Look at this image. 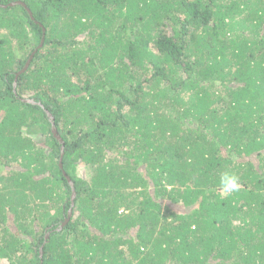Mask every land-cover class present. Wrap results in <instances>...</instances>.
Listing matches in <instances>:
<instances>
[{
    "label": "trees",
    "instance_id": "1",
    "mask_svg": "<svg viewBox=\"0 0 264 264\" xmlns=\"http://www.w3.org/2000/svg\"><path fill=\"white\" fill-rule=\"evenodd\" d=\"M0 264H264V0H0Z\"/></svg>",
    "mask_w": 264,
    "mask_h": 264
},
{
    "label": "water",
    "instance_id": "2",
    "mask_svg": "<svg viewBox=\"0 0 264 264\" xmlns=\"http://www.w3.org/2000/svg\"><path fill=\"white\" fill-rule=\"evenodd\" d=\"M16 5H22V6H24V7L27 9L26 5H25L24 3H21V2L13 3V4H11L10 6H16ZM27 10H28V12H29L31 18H33V15H32V13H31V11H30L29 9H27ZM43 32L45 33V31H43ZM44 41H45V34H44V37H43V39H42V41H41L40 46H39L37 49L34 50V53H33L32 56L30 57L29 61L27 62L26 66H25V68L20 72L21 74L24 73V72H26V70H27L28 67L30 66L32 60L34 59L35 54L38 52L37 50H38V49H41V48L44 46ZM25 102H26V103H31V104H33V105H36V103L33 102V101H25ZM39 105H40L41 107H43L41 104H39ZM47 115H48V117L50 118V120H51V122H52V132H53V135H54V137L56 138V140L62 145V148H60V150H62V152H61V159H60V167L62 168V158H63V156H64V150H63V148H64V145H65V144H64V141L62 140L61 136H60L59 133H58V130H57V128H56V125H55V122H54V118H53V116H52L49 112H47ZM65 176L67 177L68 182H69V184H70V186H71V188H72V197H71V208H70V210L68 211V216H67L65 222L63 223V226L66 225V224L68 223V221L70 220V218L72 217L73 209H74V207H75V200H76V192H75V189H74V183L72 182V180H71L66 174H65ZM48 237H49V236L47 235L46 238H48Z\"/></svg>",
    "mask_w": 264,
    "mask_h": 264
},
{
    "label": "clouds",
    "instance_id": "3",
    "mask_svg": "<svg viewBox=\"0 0 264 264\" xmlns=\"http://www.w3.org/2000/svg\"><path fill=\"white\" fill-rule=\"evenodd\" d=\"M220 184L225 193L238 191L240 188L239 177L230 172H224L220 177Z\"/></svg>",
    "mask_w": 264,
    "mask_h": 264
}]
</instances>
